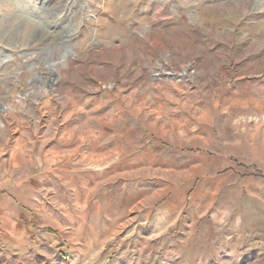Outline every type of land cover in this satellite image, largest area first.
I'll list each match as a JSON object with an SVG mask.
<instances>
[{"label":"rangeland","instance_id":"374dc122","mask_svg":"<svg viewBox=\"0 0 264 264\" xmlns=\"http://www.w3.org/2000/svg\"><path fill=\"white\" fill-rule=\"evenodd\" d=\"M258 173L264 0H0L1 264H264Z\"/></svg>","mask_w":264,"mask_h":264},{"label":"trees","instance_id":"16d2710c","mask_svg":"<svg viewBox=\"0 0 264 264\" xmlns=\"http://www.w3.org/2000/svg\"><path fill=\"white\" fill-rule=\"evenodd\" d=\"M256 176L259 177V178H263L264 179V176L262 174H260V173L256 174ZM63 260H65V259H63ZM0 264H1V262H0Z\"/></svg>","mask_w":264,"mask_h":264}]
</instances>
